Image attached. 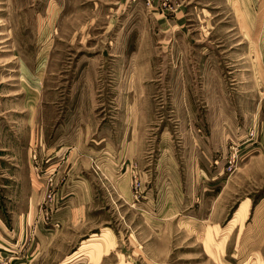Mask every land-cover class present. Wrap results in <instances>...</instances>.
Returning <instances> with one entry per match:
<instances>
[{"label": "rangeland", "instance_id": "1", "mask_svg": "<svg viewBox=\"0 0 264 264\" xmlns=\"http://www.w3.org/2000/svg\"><path fill=\"white\" fill-rule=\"evenodd\" d=\"M263 49L264 0H0V219L85 210L65 264H264Z\"/></svg>", "mask_w": 264, "mask_h": 264}, {"label": "crops", "instance_id": "2", "mask_svg": "<svg viewBox=\"0 0 264 264\" xmlns=\"http://www.w3.org/2000/svg\"><path fill=\"white\" fill-rule=\"evenodd\" d=\"M87 215V212L81 208L66 206L61 213H58L60 227L57 229L51 227L47 229L37 222H29L28 220L19 221L16 225L6 226L0 219V264H3L5 255L4 243L8 242L5 238H9L12 242L9 243L13 247L12 250H14L11 251L12 264L67 263V253L73 244L91 231L90 226L92 223L86 221ZM215 217L213 215L212 219ZM253 220L256 221L255 218ZM257 230H259L258 225ZM5 232L9 236H4ZM109 237L110 234L105 232L97 241L83 244L82 247L88 248L86 255L98 260L105 250L104 248L111 245ZM79 256L81 257V255Z\"/></svg>", "mask_w": 264, "mask_h": 264}]
</instances>
